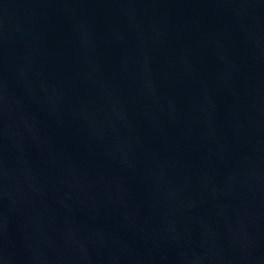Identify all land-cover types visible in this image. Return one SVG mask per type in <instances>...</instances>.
Here are the masks:
<instances>
[{
    "label": "water",
    "instance_id": "95a60500",
    "mask_svg": "<svg viewBox=\"0 0 264 264\" xmlns=\"http://www.w3.org/2000/svg\"><path fill=\"white\" fill-rule=\"evenodd\" d=\"M0 264H264V0H0Z\"/></svg>",
    "mask_w": 264,
    "mask_h": 264
}]
</instances>
